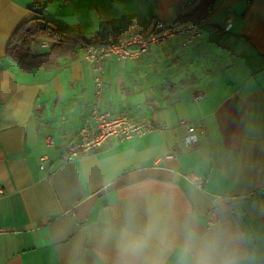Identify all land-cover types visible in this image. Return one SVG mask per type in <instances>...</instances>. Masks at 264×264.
<instances>
[{"label":"crops","instance_id":"1","mask_svg":"<svg viewBox=\"0 0 264 264\" xmlns=\"http://www.w3.org/2000/svg\"><path fill=\"white\" fill-rule=\"evenodd\" d=\"M197 3L0 0V264H264V0H216L186 47L108 57L100 108L162 128L72 161L62 154L90 116L91 65L79 51L28 71L4 53L33 16L104 43Z\"/></svg>","mask_w":264,"mask_h":264},{"label":"built area","instance_id":"2","mask_svg":"<svg viewBox=\"0 0 264 264\" xmlns=\"http://www.w3.org/2000/svg\"><path fill=\"white\" fill-rule=\"evenodd\" d=\"M212 9L193 22L184 24H168L160 19L150 20V24L146 29L136 30L135 22L129 24L126 33L120 39L108 40L104 43H92L82 40L79 51L82 53L86 62H88L94 75V98L90 108V116L85 124L80 127L76 138L70 140L62 154L63 160L72 161L74 158L97 150L103 146L111 137L119 140L128 139L133 136L147 134L156 129L162 128L149 117L134 118L126 111L119 114L101 109L100 102L103 93V70L104 64L108 57L114 56L117 61L136 58L146 52L150 46L159 43H165L172 39H178L180 48L188 46L190 42L201 35V27L208 20ZM201 97L198 93L196 98ZM187 128L190 132L195 130L193 124H188ZM196 135H192L195 137ZM48 144H52L51 138H46ZM165 158H172L171 153H166ZM46 157H41V164H44ZM180 176L191 185L198 189L204 188L203 178L193 172H179ZM217 220L216 210L211 211L210 222Z\"/></svg>","mask_w":264,"mask_h":264},{"label":"trees","instance_id":"3","mask_svg":"<svg viewBox=\"0 0 264 264\" xmlns=\"http://www.w3.org/2000/svg\"><path fill=\"white\" fill-rule=\"evenodd\" d=\"M216 0H198L192 11L179 16L175 24H184L199 20L212 9ZM4 53L23 70L41 68L53 70L63 62L77 58L82 37L79 34L61 28L44 16H33L20 25L8 39ZM46 40L51 44L44 52L32 51L33 44Z\"/></svg>","mask_w":264,"mask_h":264}]
</instances>
